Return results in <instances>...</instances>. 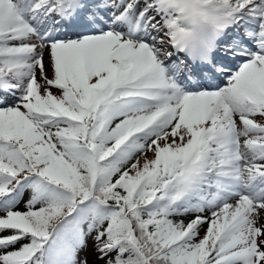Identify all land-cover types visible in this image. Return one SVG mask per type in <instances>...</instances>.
Instances as JSON below:
<instances>
[{
	"label": "snow or ice",
	"instance_id": "snow-or-ice-1",
	"mask_svg": "<svg viewBox=\"0 0 264 264\" xmlns=\"http://www.w3.org/2000/svg\"><path fill=\"white\" fill-rule=\"evenodd\" d=\"M0 264H264V0H0Z\"/></svg>",
	"mask_w": 264,
	"mask_h": 264
},
{
	"label": "trees",
	"instance_id": "trees-1",
	"mask_svg": "<svg viewBox=\"0 0 264 264\" xmlns=\"http://www.w3.org/2000/svg\"><path fill=\"white\" fill-rule=\"evenodd\" d=\"M149 155H150V153H149ZM141 159H142V157H141Z\"/></svg>",
	"mask_w": 264,
	"mask_h": 264
}]
</instances>
